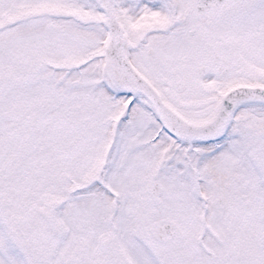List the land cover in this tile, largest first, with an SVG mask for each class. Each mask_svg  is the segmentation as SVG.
Masks as SVG:
<instances>
[{
    "label": "snow or ice",
    "instance_id": "6c2138e0",
    "mask_svg": "<svg viewBox=\"0 0 264 264\" xmlns=\"http://www.w3.org/2000/svg\"><path fill=\"white\" fill-rule=\"evenodd\" d=\"M0 264H264V0H0Z\"/></svg>",
    "mask_w": 264,
    "mask_h": 264
}]
</instances>
